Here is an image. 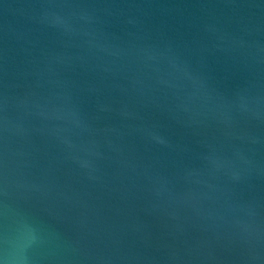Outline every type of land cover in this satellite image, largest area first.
Instances as JSON below:
<instances>
[{
  "label": "water",
  "instance_id": "obj_1",
  "mask_svg": "<svg viewBox=\"0 0 264 264\" xmlns=\"http://www.w3.org/2000/svg\"><path fill=\"white\" fill-rule=\"evenodd\" d=\"M0 264H264V0H0Z\"/></svg>",
  "mask_w": 264,
  "mask_h": 264
}]
</instances>
